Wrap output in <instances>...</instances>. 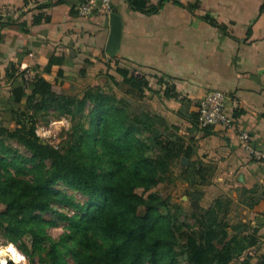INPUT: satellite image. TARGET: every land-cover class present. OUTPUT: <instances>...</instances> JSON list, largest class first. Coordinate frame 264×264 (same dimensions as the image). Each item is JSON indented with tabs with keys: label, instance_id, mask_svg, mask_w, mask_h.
Returning a JSON list of instances; mask_svg holds the SVG:
<instances>
[{
	"label": "trees",
	"instance_id": "1",
	"mask_svg": "<svg viewBox=\"0 0 264 264\" xmlns=\"http://www.w3.org/2000/svg\"><path fill=\"white\" fill-rule=\"evenodd\" d=\"M127 1L133 9L147 11L146 0ZM8 14L0 11V21L14 26ZM24 71L7 72L21 80L12 86L13 104L9 98L3 101L17 127L6 126L0 117V234L30 264L36 257L39 264H69L68 255L76 264H264L258 230L241 220L231 222L230 197L216 198L189 226L179 219L183 207L154 191L173 180L172 164L181 156V139L170 133L173 128L165 118L137 110L130 99L102 85L70 94L64 81L51 82L39 73L26 83ZM117 73L133 89L148 87L146 78L129 68L118 66ZM181 103L180 113L193 117L191 101ZM51 110L73 121L60 148L43 142L37 132L39 118ZM7 139L17 140L31 157L17 153ZM204 170L203 164L184 168L191 184L206 181ZM58 184L87 201L56 189ZM66 208L75 212L67 214ZM59 221L67 222L68 232L56 241L47 228ZM0 264L18 263L9 259Z\"/></svg>",
	"mask_w": 264,
	"mask_h": 264
},
{
	"label": "crops",
	"instance_id": "2",
	"mask_svg": "<svg viewBox=\"0 0 264 264\" xmlns=\"http://www.w3.org/2000/svg\"><path fill=\"white\" fill-rule=\"evenodd\" d=\"M146 1L147 11H139L127 0H114L122 35L111 55V14L82 16L83 0H0V11L15 21L14 26L0 21V113L7 125L15 124L2 100L13 104L11 89L21 80L7 75L13 68L18 74L34 68L67 88L114 77L177 130L184 168L203 164L204 178L212 180L197 179L189 192L207 201L230 197L240 209L239 220L258 230L264 247V159L253 158L240 139L241 132H249L264 152V0ZM118 66L144 76L148 87L133 89ZM212 90L238 102L231 110L235 129L202 128L196 120L200 99ZM184 98L191 101V118L180 113Z\"/></svg>",
	"mask_w": 264,
	"mask_h": 264
},
{
	"label": "rangeland",
	"instance_id": "3",
	"mask_svg": "<svg viewBox=\"0 0 264 264\" xmlns=\"http://www.w3.org/2000/svg\"><path fill=\"white\" fill-rule=\"evenodd\" d=\"M98 81L100 83L99 85H102L104 88L109 89V91L115 93L117 96L130 99L133 107L137 110H150L149 103L143 100L142 95L138 96L131 93L130 90L127 89V86L123 85L122 83L118 85L115 81L108 77L98 79ZM66 90L70 94L74 93L78 95H81L83 92V88H78L77 86L69 87ZM2 100L5 101L6 98H3ZM4 106L6 107V105ZM20 107L24 108L25 103L23 102ZM55 114L56 113L51 110L49 116H46L45 118H39L37 123V132L43 142L50 143L56 148H60L63 142H65V140L67 139V133L71 128L73 121H71V119L67 116L56 117ZM0 117L3 119L4 124L6 126L10 127L12 125V127H10L12 129H15L17 127L16 122L14 125L13 123H8L7 125V122H5L3 114L1 113ZM172 132H175L177 134V130L175 128L171 129L170 133ZM6 144L14 148L17 153L22 156L31 157L32 155L30 151H28L15 139H7ZM183 165L185 164H181L180 160L174 162L172 164V170L174 172L173 180L167 179L165 182L161 183L156 189H154V191H156L163 198L168 200L171 205L180 204L183 207V211L179 214L180 221L189 226H194L196 218L209 209L210 205L213 203V200L207 201L204 196H199L200 194L189 192V188H195L197 185L194 184L192 186V181H190L188 173H185ZM11 171L14 173L13 169H11ZM211 172L212 169L210 170V174ZM205 178L207 181L212 180L209 176ZM55 188L69 194L81 203L87 201V198L84 197L81 193L74 191L71 188L64 186L63 184H58L55 186ZM138 192L143 193V189H139ZM195 202H197L198 204L196 205ZM171 209L173 210V208ZM65 212L67 214H73L75 211L66 208ZM173 212H175V210H173ZM50 216L51 215H48V217ZM239 217L240 209L237 205L233 204L229 213V218L231 222H236L239 220ZM66 226L67 222L59 221L56 225L48 227L47 230L56 241H59L62 236H64V234L68 232ZM26 241L27 243H30L29 238H27ZM12 245L15 246L18 253L20 254L19 258L13 254L12 250H9L10 246ZM61 250L65 251L63 247ZM262 252H264V247L260 245L259 254H264ZM66 257L69 264H76L73 256L68 255ZM9 259L14 260L18 264H30L28 258L25 256L22 250L15 243L9 241L7 238L3 237L0 234V262L5 263ZM35 264H39L37 257L35 258Z\"/></svg>",
	"mask_w": 264,
	"mask_h": 264
},
{
	"label": "built area",
	"instance_id": "4",
	"mask_svg": "<svg viewBox=\"0 0 264 264\" xmlns=\"http://www.w3.org/2000/svg\"><path fill=\"white\" fill-rule=\"evenodd\" d=\"M114 0H83L78 8L82 16H90L98 11L106 15L114 12ZM34 68H27L24 71L23 79L26 83L34 80L37 75ZM238 107V102L232 99L222 90L209 91L202 97L198 104V121L202 128L224 127L232 130L236 127V119L231 110ZM240 139L250 155L257 159H264V152L252 144V137L249 132L240 133Z\"/></svg>",
	"mask_w": 264,
	"mask_h": 264
},
{
	"label": "water",
	"instance_id": "5",
	"mask_svg": "<svg viewBox=\"0 0 264 264\" xmlns=\"http://www.w3.org/2000/svg\"><path fill=\"white\" fill-rule=\"evenodd\" d=\"M111 34L107 44V52L111 55H116L119 49L122 35V18L119 14L113 12L110 16ZM197 205L198 203L195 202Z\"/></svg>",
	"mask_w": 264,
	"mask_h": 264
},
{
	"label": "bare ground",
	"instance_id": "6",
	"mask_svg": "<svg viewBox=\"0 0 264 264\" xmlns=\"http://www.w3.org/2000/svg\"><path fill=\"white\" fill-rule=\"evenodd\" d=\"M10 249L12 250L13 254L19 258L20 254L18 253L17 249L15 248V246H10Z\"/></svg>",
	"mask_w": 264,
	"mask_h": 264
},
{
	"label": "snow or ice",
	"instance_id": "7",
	"mask_svg": "<svg viewBox=\"0 0 264 264\" xmlns=\"http://www.w3.org/2000/svg\"><path fill=\"white\" fill-rule=\"evenodd\" d=\"M11 251V249H9Z\"/></svg>",
	"mask_w": 264,
	"mask_h": 264
}]
</instances>
